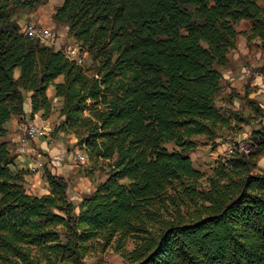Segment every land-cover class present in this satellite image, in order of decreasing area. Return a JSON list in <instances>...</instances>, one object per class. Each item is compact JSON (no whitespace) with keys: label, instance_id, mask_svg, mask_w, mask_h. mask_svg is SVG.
I'll list each match as a JSON object with an SVG mask.
<instances>
[{"label":"trees","instance_id":"obj_1","mask_svg":"<svg viewBox=\"0 0 264 264\" xmlns=\"http://www.w3.org/2000/svg\"><path fill=\"white\" fill-rule=\"evenodd\" d=\"M46 1L0 0V264H82L94 243H114L126 264H264V123L248 152L220 155L210 173L189 155L264 117L254 100L252 114L217 105L238 35L264 51V0H64L52 19L87 54L81 64L18 21ZM52 85L55 132L108 168L79 211L47 166L49 192L30 193L5 139L13 117H50Z\"/></svg>","mask_w":264,"mask_h":264},{"label":"rangeland","instance_id":"obj_2","mask_svg":"<svg viewBox=\"0 0 264 264\" xmlns=\"http://www.w3.org/2000/svg\"><path fill=\"white\" fill-rule=\"evenodd\" d=\"M63 2L64 0H47L43 5L38 6L34 10H29L28 8L21 9L17 15V19L23 28L29 25H35L36 27L42 28L46 34H51H48L50 38L46 41L39 39L41 43L62 49L71 58L81 59L82 62L84 59L86 62L88 60L87 54L84 55L78 52L77 48L79 47L75 40L68 34L67 27L56 24L52 19L56 7L62 5ZM236 28L238 31L244 32L250 28V21L243 20L236 25ZM263 64L264 51L259 46V41L256 39L249 42L246 36L240 33L237 37V47L229 54L228 64L224 67H219L224 78L222 91L217 99V105L223 110L233 108L240 110L244 114H252L250 100H254L264 109V77L257 71V68ZM230 96H233L232 102L229 100ZM53 104H55V111L53 112L54 117L51 125L37 126L34 124L41 132L40 137H44L45 140L49 141V144H53L57 148L54 151L52 150V156L55 157V162L52 163L51 157L48 158L46 157L47 155H43L42 149H39V151H41V159L44 165L48 168H69L67 171L70 175L68 179V193L71 200L77 206L76 210L79 211L78 205L83 196L93 192L95 185L106 178L108 168L104 166L105 164L102 165L101 163L95 169L92 168L86 151L77 144V140L74 141L73 137L69 136V134L63 135L55 132V128L59 124L58 118L60 117L61 105L55 101H53ZM260 122L264 123V117L253 121L249 125L245 124L242 128L235 126L228 131L225 130L222 138H218L213 142L191 150L189 155L194 165L210 173L211 167L218 157V153L225 155L237 147L241 150L245 149L244 151L248 152L251 146V130L257 127ZM10 124L8 122L6 126L9 127ZM50 138L53 140L51 141ZM214 144L217 145L214 146ZM167 147L171 150L176 148V145L170 143ZM13 148H16V146L14 145ZM78 153L83 154V162L73 160V156ZM59 161H61L63 167ZM41 171L43 173V170ZM39 173L40 171L34 174ZM94 246L85 256L82 264H96L99 260H104L108 264H126L121 255L115 251L114 243L105 248L97 245V243H94ZM126 247L129 249L133 247V241L131 239H128Z\"/></svg>","mask_w":264,"mask_h":264},{"label":"crops","instance_id":"obj_3","mask_svg":"<svg viewBox=\"0 0 264 264\" xmlns=\"http://www.w3.org/2000/svg\"><path fill=\"white\" fill-rule=\"evenodd\" d=\"M77 50L79 52V48H77ZM16 74H18V71L16 72ZM62 80H63V77L60 76L59 78L56 79V82H61ZM48 94L50 97L53 98V101L58 102L61 105L62 99L59 97H55V87L53 85L49 87ZM26 111L28 113L31 111V106H30L29 101H28V103H26ZM54 111H55V104H54ZM53 117H54V113H52L50 115V117H48V118H43L42 113L39 112V113L35 114V117L33 120H28V121H33L37 126H39V125H46L47 126V125H51V123L53 121ZM63 118L64 117L60 115V117L58 118V122L60 123L61 120H63ZM8 122H10L11 124L9 127L6 126L7 135H6L5 139L10 142V146H11L14 154L16 155L17 165L20 169H23V168L27 169L28 172L30 173L31 163H33L37 159H41L42 154L45 156L47 155L46 157H48V158L51 157L52 163L55 162V157L52 156V153L57 148L55 146H53V144H49V141L45 140L44 137H40L41 135L37 139L30 140L27 143V146H25L26 144L24 145L21 142L22 138L26 136L25 129H23L24 123H26V121L20 122L18 117H13ZM40 127H42V126H40ZM69 136H72L74 141L77 140L75 135L69 134ZM50 140L52 141L53 139L50 138ZM14 145L16 146V148H13ZM14 149H16V150H14ZM39 149H42V151H43L42 154H41V151H39ZM217 156L219 157L220 153H218ZM59 163L63 167V164L61 163V161H59ZM258 165H259V167L264 169V155L259 159ZM68 170H69V168L61 169L60 167H57V168L51 167V171L53 173L62 175L67 179H69V176H70L67 172ZM26 179H27V189L30 193L42 195V194H46L49 192L47 183H46L45 179L43 178L42 171H40L39 174H32L31 173V174L27 175ZM94 189H95V187H94Z\"/></svg>","mask_w":264,"mask_h":264},{"label":"bare ground","instance_id":"obj_4","mask_svg":"<svg viewBox=\"0 0 264 264\" xmlns=\"http://www.w3.org/2000/svg\"><path fill=\"white\" fill-rule=\"evenodd\" d=\"M25 31L27 33L28 36L32 37V38H38L42 41H46L49 37L48 34H46L44 32V30L42 28H39V27H36L35 25H29V26H26L25 27ZM69 58H71L70 55H67ZM74 59V58H73ZM77 62L79 64L82 63V60L81 59H76ZM29 123L31 124H34L33 121H28ZM36 127V126H35ZM25 129V134L26 136L22 138L21 142L27 146V143L31 140V137H29V129H28V125L27 123H24V128ZM36 131H38V137L41 135L40 133V130L36 127ZM245 150V149H244ZM84 160V156L82 153H78L75 157V161H81L83 162ZM44 162H43V165H40V160H37L36 162H33L31 163V166H30V173L34 174V173H37L41 170H43L44 168Z\"/></svg>","mask_w":264,"mask_h":264},{"label":"built area","instance_id":"obj_5","mask_svg":"<svg viewBox=\"0 0 264 264\" xmlns=\"http://www.w3.org/2000/svg\"><path fill=\"white\" fill-rule=\"evenodd\" d=\"M49 35H51L50 33H48ZM27 125H28V129H29V137H31V140L33 139H37L38 138V131H36V127L35 124H31L28 122V120L26 121ZM75 157L76 155L73 156V160L75 161ZM40 165H43V160L40 159Z\"/></svg>","mask_w":264,"mask_h":264}]
</instances>
